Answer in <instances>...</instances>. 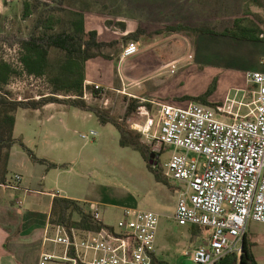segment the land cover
Returning a JSON list of instances; mask_svg holds the SVG:
<instances>
[{"label": "rangeland", "instance_id": "rangeland-1", "mask_svg": "<svg viewBox=\"0 0 264 264\" xmlns=\"http://www.w3.org/2000/svg\"><path fill=\"white\" fill-rule=\"evenodd\" d=\"M179 1H63L69 9L83 12L87 31L95 30L99 42L112 43L99 51H92L96 57L88 64L91 80L97 79V69L100 71L102 79L99 81L102 83L99 84L102 89L108 90V104L104 106L97 98L86 104L121 122L134 137L138 133L131 129V124L138 121L135 114L128 119L125 117L128 99L134 97L185 106L189 102L178 103L163 97L170 94L199 97L211 88L206 106H215L229 100L236 89L244 87L241 79L231 77L225 67L213 65L217 61V54L210 53L207 37L191 38L189 34L184 33L185 38H166L168 22L161 21L163 12L167 6H177ZM22 3L23 0H0V30L3 33L26 38L33 31L34 17H22ZM218 3L219 0L195 2L198 7L208 8ZM147 12L158 20H153ZM129 42L137 43L140 53L121 65L118 62L122 50ZM189 44L193 46V50L185 55ZM183 56L186 58L176 63L174 68L159 69L150 73L158 64ZM17 57V48L9 49L6 44L0 43V59L20 71ZM61 57L62 54L56 50L50 53L53 62ZM123 73L125 76L146 77L139 82L131 81L125 79ZM5 91L16 100L26 97L37 100L40 94L48 93L45 81L25 75L12 78ZM60 112L64 114H57ZM15 116V136L20 137L24 146L37 158H44L47 163L62 166L50 170L45 167L48 173L46 179L41 178L45 174L42 170L40 175H34V183L39 190L89 200L104 213V222L113 226L122 219L123 209L155 212L160 217L155 242L159 261H165L167 264H193V248L205 238L207 231L194 232L190 226L177 225L173 219L177 199L175 187L168 182H157L139 152L131 148H121L119 134L112 125H103L94 114L69 106L54 105L36 112L17 110ZM154 118L156 126L151 135L156 136L159 128L157 117ZM90 132H95L96 136L81 139ZM143 139L140 137V143ZM20 151L27 155L22 149ZM4 154L5 150L0 157L1 166ZM169 159V149L158 155L156 165L153 166L158 174L162 175L164 165ZM149 160L153 165L154 158ZM77 219L74 215L73 220ZM251 227V231L261 233L264 241V226L252 224ZM46 247V251L50 253L54 246L48 242ZM38 250L40 244L31 248L28 254L31 263H34ZM262 250L264 251V247Z\"/></svg>", "mask_w": 264, "mask_h": 264}, {"label": "built area", "instance_id": "built-area-1", "mask_svg": "<svg viewBox=\"0 0 264 264\" xmlns=\"http://www.w3.org/2000/svg\"><path fill=\"white\" fill-rule=\"evenodd\" d=\"M139 53L138 44L129 42L120 60ZM245 78L253 86L249 103L228 100L211 108L133 97L138 100L134 113L138 122L131 129L157 157L170 151L162 176L175 187L174 221L180 227L207 231L193 248V264H219L232 255L239 258L249 226H264V74L247 73ZM91 86L97 94L85 90L84 102L97 98L106 106L108 90ZM154 116L156 136L151 135ZM94 136L90 132L81 139ZM12 182L19 185L21 177L14 175ZM90 211L94 221L102 223L98 208L91 205ZM158 223L156 213L123 209L115 227L96 232L56 227L45 239L54 250L41 254L38 264H152Z\"/></svg>", "mask_w": 264, "mask_h": 264}, {"label": "crops", "instance_id": "crops-1", "mask_svg": "<svg viewBox=\"0 0 264 264\" xmlns=\"http://www.w3.org/2000/svg\"><path fill=\"white\" fill-rule=\"evenodd\" d=\"M198 1L199 0H180L177 6H167L168 8L163 12L161 19V21L168 22L167 30L171 27L181 25L189 28V31L180 34H173L167 31L166 38L175 36H182L185 38L184 33L189 34L191 38L197 37L198 39L199 37H207V45L210 53L217 54V61L213 65L225 67L231 77L241 79V82L244 84L243 88L234 91L235 94H233L229 100H235L236 102L243 100L249 103L253 98L250 93L253 90V86L246 80L245 75L247 73L264 74V0H219L217 5L210 8L198 7L195 4V2L198 3ZM64 3L63 5L66 7ZM76 11L83 13L81 10ZM147 14L150 15L148 12ZM151 18L153 20H158L154 19L152 16ZM196 28L212 30L215 34H195L191 29ZM86 32L89 31L86 29ZM223 32H230L231 34L223 36ZM192 50L193 46L189 44L185 55H188ZM185 58L186 56H183L160 63L155 69H152L150 73H155L159 69L170 68L173 63H178ZM90 62H92V60L85 64L84 83L87 85L101 86L99 83L102 82L99 80L102 78H100V71L98 69V78H94L95 80L90 79L91 77L88 70V64ZM124 62L125 61L121 62V60H119L118 63L122 65ZM123 75L125 79L137 82L146 77V75L142 77L125 76L124 73ZM244 92L246 94L245 97L242 98ZM183 97L190 96L170 94L163 98L182 103L181 99ZM226 101H228V99L215 106L207 107L213 108L220 106ZM54 105L67 107L66 105L60 104H49L43 107L42 110ZM57 114L62 115L64 112ZM14 117L13 139L16 141V144H14L9 152L5 184L0 185V264H38L41 254L49 253L46 251L48 242L45 241V239L46 237L52 236V229H50L49 226V217L52 201L55 197L72 199L87 205L88 208H90L91 205L97 208L98 206L83 198H72L63 193H48L39 190V187L34 183V175H40L42 170L45 174L41 178L46 179L48 176L46 170H50V168H48L46 164L33 161L28 154L26 157L23 153H20L22 149L20 143H22V141L20 137L15 136L17 125L15 114ZM52 117L53 115L50 116V118ZM23 152L25 151L23 150ZM37 159L45 160L44 158ZM56 165L58 166L57 168L62 167L59 164ZM14 175H19L21 177V183L19 185H14L12 182ZM42 209H44L43 212H41ZM99 213L103 225L106 227H115L105 223L103 219L104 213H101L100 210ZM251 226L252 224L249 226L245 238L252 246L251 251L256 264H264V251L262 250L264 241L261 237L262 235L260 232L251 231ZM35 244H40V250L37 251L38 254L34 263H31L30 259L28 260V254ZM53 250L54 247L50 253H52ZM231 258L232 257L228 256L219 264H235L231 262ZM155 259L159 260L156 254Z\"/></svg>", "mask_w": 264, "mask_h": 264}, {"label": "trees", "instance_id": "trees-1", "mask_svg": "<svg viewBox=\"0 0 264 264\" xmlns=\"http://www.w3.org/2000/svg\"><path fill=\"white\" fill-rule=\"evenodd\" d=\"M64 0H24L22 5V17L24 19L34 17L33 31L28 37L7 35L0 30V43L6 44L9 49L17 48L18 71L10 63L0 59V157L5 150L2 166L0 164V185L5 184L7 175V161L11 148L16 144L13 139L15 124L14 114L17 110L36 111L49 104L66 105L81 111L94 114L102 124H111L120 136L119 145L122 148H131L140 153L142 159L148 163V169L154 174L157 182L167 184L164 177L155 170L154 165H149L150 148L143 142L140 143L141 135L134 137L125 126L106 115L98 108L89 106L84 102V91H91L94 95L97 91L85 81V64L93 60L96 55L92 51H99L112 43H102L97 39L96 31L86 32L85 17L83 13L68 9L63 5ZM195 34L210 35L214 31L205 28L191 29ZM173 34L189 31V28L181 25L167 30ZM223 32V36L230 35ZM136 40V37H134ZM56 50L62 54L61 59L53 62L50 53ZM25 75L47 84L48 93L40 94L35 100L26 97L23 100L12 99L5 91L12 78ZM211 94V88L199 97H183L182 102H195L207 105V99ZM95 97V96H94ZM125 117L131 118L138 107V100H126ZM20 147L35 162L46 164L50 169H56V164L47 163L37 159L22 143ZM0 161L1 158H0ZM78 217L73 220V216ZM50 229L56 227L74 228L83 232H96L106 227L102 223L94 221L90 208L85 204L72 199L55 197L52 201L49 217ZM200 228L193 227V231ZM251 244L247 242L245 235L242 240L240 257L232 255L231 262L235 264H256L251 251ZM152 264H167L165 261L154 259Z\"/></svg>", "mask_w": 264, "mask_h": 264}, {"label": "water", "instance_id": "water-1", "mask_svg": "<svg viewBox=\"0 0 264 264\" xmlns=\"http://www.w3.org/2000/svg\"><path fill=\"white\" fill-rule=\"evenodd\" d=\"M151 158H154V163H153V165L155 166L158 157H157L154 153H152V154H150V156H149V159H151ZM149 165H152V161H150V160H149Z\"/></svg>", "mask_w": 264, "mask_h": 264}]
</instances>
